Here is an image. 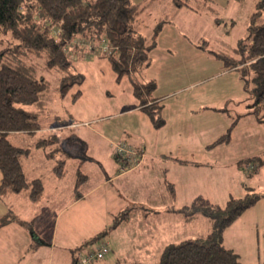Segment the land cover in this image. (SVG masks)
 <instances>
[{
    "label": "rangeland",
    "instance_id": "1",
    "mask_svg": "<svg viewBox=\"0 0 264 264\" xmlns=\"http://www.w3.org/2000/svg\"><path fill=\"white\" fill-rule=\"evenodd\" d=\"M133 1L141 2L144 9L142 13L130 21V24L134 27L137 23L138 27L140 26V32L148 36L149 43L155 41V45L150 50L148 61L137 71L121 75L111 58L100 54V51L109 50V47L104 46V42L95 44L96 49L93 51L85 41H80L86 46L83 50L72 49L73 47L69 45L68 53L73 60L71 70L79 74L80 77L77 78L79 79L77 82L68 87L65 94H62L61 91L64 73L56 69L45 70L43 68L41 72L44 73L49 82L47 102L44 104V109L40 108V120L43 127L35 133H15L10 136L14 144L31 148L32 154L29 158L24 159L25 171L29 178L44 175L49 179V176L53 177L54 174L53 166L60 159H64L68 162L66 167L68 174L65 182L71 184V180L75 181L77 162L74 163L73 153L66 148V138L76 135L82 139L84 144H81L82 141H77L74 145L72 144V150L84 158L82 169L90 172L89 186L97 185L100 182L102 167L99 162L102 161L105 167L109 169L113 167V163L110 167L108 166L112 160L107 149L108 139L111 136L114 139L120 136L124 124H127L125 119L137 118L145 113L134 111L125 116H119L117 112L120 107L131 108L144 104H141V99L135 94L132 78L144 83H148L147 80H150L152 85L150 96L153 98L150 103L157 102L155 96L166 94L164 99L167 105L166 116L168 117L166 129L170 127L172 121L168 111L170 104L190 103L218 106L217 110H208L209 116L206 113L201 116L204 123H206L205 119H209L213 123L216 138L227 132L232 124L235 126L239 122L241 128L234 132L236 137L232 141L218 144L214 148L218 153L219 161H213L212 164L201 168L190 166L181 168L185 171L179 172L183 178L181 184L186 182L189 185H180V191L187 201L133 202H148L147 204L150 206L165 205L166 208H178L184 204H189L191 202L188 201L190 195L197 193V195L202 194L208 197L213 202L224 204L231 196L245 195L249 189L245 187L246 184L252 187V191L260 193L261 196L252 210L247 209L249 212L244 218V221L248 223L245 237H248L249 231L251 241L256 239L262 248L254 247L250 252L246 245H240L242 246L240 247L242 253H239V256L243 264H264V243L262 240L264 231V165L258 170L247 169L246 166H241L240 169L236 168V159L240 160L247 155L244 153L264 148V143L258 140L259 134L254 129H251L253 136L246 139L247 134L245 132L249 127L243 126L244 122L248 121L247 123H249L250 119H256L253 113H249V105L254 101V97L247 89L242 72L236 68H227L224 58L218 55L223 53L227 56L240 58L238 47L241 40L246 45L249 44L247 39L249 34L248 21L250 15L256 10L257 0H189L188 2L197 11L186 5L178 6L173 0ZM163 12H166V17H163ZM260 21L263 22V18ZM4 34L0 42V51L6 53L7 57L3 61L13 60L12 47L17 42L9 33ZM25 59L32 62L36 60L37 64L43 66L42 58L25 57ZM71 81L72 79H70ZM253 86L254 83L251 81L250 88ZM78 90H81V93L76 97L75 94ZM23 106L29 110H39L37 106L32 104H23ZM150 121L154 120L150 118ZM58 123L62 125H57ZM133 123V126L137 124L136 121ZM153 123L159 126L156 121ZM208 127L202 126L201 130L203 131L201 133L203 136L207 134L204 130ZM52 131H56L59 135V141L49 140L45 146H37L38 139L47 138ZM100 132H105L109 137H105L106 135ZM260 135L263 133L260 132ZM123 136L129 137L125 134ZM56 147L60 148L54 150ZM51 151L53 152L50 153ZM86 154L89 157H86ZM169 177H173V172L170 173ZM115 184L114 181L109 185L114 189ZM105 188L106 186L101 187L96 193H101ZM8 195H0V200L14 203V198L20 197L18 194ZM25 199L32 203L28 198ZM89 200L90 198L87 201H81L64 212V216L57 222L58 226L56 224V229L53 227L54 218L60 209L50 205V197L38 206L32 203L34 209L42 215L35 222L31 220L25 222V227L30 233V243L28 237L27 244L21 245L24 248L22 259L24 257L28 259L31 255L30 252L39 249L42 251V257L48 258L50 255L51 245L44 243L40 246L38 236H32L33 231L41 233L44 236V241L47 242L51 241V236L57 230L58 238L67 239L64 242L84 236L87 238L97 234L104 228L105 224L108 223L110 226L118 215L115 210L122 208L121 203L126 205L129 202L111 201L108 204L107 201L105 204L104 201ZM107 209L111 211L108 213L109 215ZM11 210H9V216L12 213ZM80 212L81 214H79ZM70 213L74 214L75 219L70 221L69 228L64 230L63 226H66L67 219H63ZM36 214L31 211L26 216H35ZM172 214L174 218L166 220L165 223L168 225L166 233L171 238L169 242H180L188 238L194 239L199 234L194 233L196 229L200 233L208 230L207 223L210 224V222L203 214L200 216V224L193 226L184 223L180 213L173 212ZM134 218L141 219L142 217L134 215ZM245 222L242 221V227ZM251 223L255 224L250 226ZM141 224L149 225L146 221H142ZM112 230L113 228L109 229L99 239L110 240ZM67 235H69L68 238ZM17 242L20 241L17 240ZM97 243L88 245L86 248L94 247ZM57 244L60 247H56L54 262L61 264L63 251L59 242ZM161 252L162 249L157 253L128 255L127 260L128 262L139 260L143 264H158ZM118 256L116 250L111 249L104 258L95 260L94 264H113L114 261L112 260ZM69 263H71V257L67 264Z\"/></svg>",
    "mask_w": 264,
    "mask_h": 264
},
{
    "label": "trees",
    "instance_id": "2",
    "mask_svg": "<svg viewBox=\"0 0 264 264\" xmlns=\"http://www.w3.org/2000/svg\"><path fill=\"white\" fill-rule=\"evenodd\" d=\"M173 1L178 6H192L189 0ZM143 8L141 3L133 0H0V42L4 33H9L17 42L12 47L13 60L3 61L7 56L0 51L1 196L25 191L31 200L38 201L44 193L43 179L40 177L29 179L24 171L23 159L31 154V148L14 144L10 138L12 133H35L43 127L40 108L44 109L47 102L49 82L41 72L42 69H56L64 73L61 91L65 94L68 87L80 77L71 70L73 60L68 53V46L76 41L71 48L83 50L86 46L80 41H85L92 51L96 49L95 44L107 42L109 50L100 51V54L109 56L121 75L137 71L148 61L150 50L155 45V41L149 43L148 38L130 24ZM262 18L263 22L260 21ZM248 28L249 44L246 45L241 40L238 47L240 58L223 53L218 55L224 58L227 68H236L242 72L247 89L254 97V101L249 105V113H253L260 122H264V0H257L256 10L248 21ZM25 57L42 58L43 66L37 64L36 60L27 61ZM251 74L253 75L250 77ZM132 81L141 104L144 103L145 110L158 123L160 119L156 114L160 110L156 109L157 103H154L156 101L146 104L152 90L151 82H138L133 78ZM251 81L254 83L252 88ZM80 93L81 90H78L75 96ZM23 104L35 105L39 110L26 109ZM233 126L232 124L227 132L209 146L229 142ZM49 140L59 141L56 131L47 138L38 139L37 146H45ZM59 148L56 147L54 150ZM113 154L118 160L115 152ZM244 162L247 163V169L257 170L264 165V156L246 158L240 161V165ZM53 171L58 177L63 176L65 161L60 160L56 163ZM85 179L86 174L78 170L76 196L79 195ZM170 188L174 194L172 185ZM260 196V193L250 188L245 195L231 196L224 204L213 202L202 194L195 196L179 211L186 219L203 214L212 221V230L194 239L165 245L158 264H242L239 254L225 246L224 233L226 228L253 206ZM128 214L129 211L120 213L110 227L77 246L74 249L76 254L72 264L75 263L79 250L88 249L86 247L94 245L95 242L107 241L99 238L109 229L116 227L121 220L126 219ZM10 218L14 217L4 216L1 225L6 224ZM94 263L95 261L92 264ZM113 264L143 263L140 261L129 263L119 259Z\"/></svg>",
    "mask_w": 264,
    "mask_h": 264
},
{
    "label": "crops",
    "instance_id": "3",
    "mask_svg": "<svg viewBox=\"0 0 264 264\" xmlns=\"http://www.w3.org/2000/svg\"><path fill=\"white\" fill-rule=\"evenodd\" d=\"M188 7L196 10L195 8H193V6ZM162 14L163 17H166V12H163ZM134 28H136L139 32L141 31L140 26L138 27L137 23L135 24ZM140 33L143 34L142 32ZM143 35L148 38V36H146L145 34ZM149 81L147 80V82ZM155 98H157L158 102H156V109L160 110V115L158 116L159 112H157L156 114L160 119V121L157 123L159 126L154 125V121H150V118L152 117L148 114V111L145 110L143 105H136L131 108L120 107L118 109L117 112L119 116H125L128 113L134 111H141L145 113L137 118L125 119V123L127 124H124L123 131L120 136H117V139H114L113 136L108 139L107 149L109 156H111L112 158L108 166L110 167L111 163H113V167L109 169L105 167L102 161L99 162L102 167L99 179L100 182L97 185L93 187L89 186L88 182L90 181L91 175L88 170L83 171L82 169L84 158L80 157V155H78L76 151L72 150L74 143H77V141H82L79 136L74 135L72 137L66 138V148L69 149L71 153H73V157L75 158L74 163L77 162L75 181L71 180V184L65 182V178H67L68 174L66 168L68 162L64 159H60L65 161V173L63 176L58 177L54 173L53 177L49 176V179L44 175L33 177H40L44 181L45 189L40 200H31L25 191L6 194H9L8 196H11V194H18V196H20L14 198V203H12L11 201L0 200V264H55L54 256L56 257V247H60L57 244L58 242L61 245L63 251L61 264H67L70 257L71 263L69 264H72L74 259V249L93 236H88L89 238H85L84 236L75 240L73 238L72 240L64 242L67 239L64 237L58 238L57 230L54 231L53 235L51 236V241L47 242L44 241V236L41 233H39L38 231H33L32 236H38L37 239L40 241V246L44 243H49L51 245L50 255L48 258H44V256L42 257V251L41 249H39L35 252H30L31 255L29 256V258L26 259L24 257L23 260L22 251L24 248H22L21 245L23 246L25 243L27 244L28 237L30 243V233H28V230L25 227V222L29 220L35 222L39 218H41L40 216L42 214L37 212L38 210L34 209L33 204H36L38 206L41 202L48 200V197H50L51 199L50 205H53L60 209L59 213L54 218L53 227L55 229L58 226L57 222L59 221V219L64 216V212H67L76 204H79L81 201H87L88 198H90L89 201H104L105 204L107 201L108 204L111 201H129L126 205H124V203H121L120 206H122V208L115 210L118 215L124 211H129V214L126 219L121 220L120 223L113 228L111 239H106L109 243L110 250H116V253L119 255L116 259L114 258L112 260L114 262L119 259L128 261V255H137L152 252L157 253L161 249L163 250L165 245L173 243L169 242L171 238L169 234L167 235L166 233L168 231V225L165 224L166 220L174 218L172 214L173 212L180 213L182 216V221L184 223L192 226L200 224L199 221L201 220V214H196L193 218L186 219L183 213L179 211V209L187 204L179 206L178 208H166L165 205L150 206L147 204L148 202L136 203L133 201H187L185 198H183V195L180 191V185L182 186L184 184H188L186 182H183L181 184L183 178L179 174V172H185L181 168L184 169L188 166L192 168H201L203 166L212 164L213 161H219L218 153L214 150V148H216L218 144L209 146L217 139L215 136L216 134H214V126H212L213 123H211L209 119H205L206 123H204L201 117L203 113H206L207 116H209L210 113H208V110H217L218 106L211 104L204 105L190 103L170 104V108L168 109V111L171 114L172 121L170 123V127H167L166 129V124L168 122V117L166 116L167 105L166 101H164V99L166 98V94L155 96ZM147 99L148 102L146 104H152L150 103V101L153 98L151 96H148ZM161 99L163 101H160ZM250 120L251 121L249 123H247L248 121L243 123V126H248L250 129L249 132V129L245 132L247 134L246 139H250V136H253L251 133V129H254L255 132L259 134L258 140L264 143V122H260L257 117L256 119ZM133 121H136L137 123L135 126L132 125L134 124ZM57 125L61 126L62 124L58 123ZM57 125L56 127H58ZM203 125L209 126L204 130L207 133L205 136H203V134L201 133L203 131L201 130ZM240 126L241 125L239 124V122H237V124L233 127L232 137L230 141H232L234 137H236V133L234 132L238 130V128H241ZM53 132L54 131H52V133ZM260 132L263 133V135H260ZM100 133L106 135L105 132ZM123 134L129 135V137L123 136ZM105 137L109 136L106 135ZM120 140H125L132 146L143 151V156L140 164L128 171L121 170L122 162L113 157L114 143ZM244 154L247 155L240 160L236 159V168L240 169L241 166H247V163L245 162L244 164L240 165V161L246 158H250L253 156H264V148L253 152L249 151V153ZM30 155L25 158H29ZM85 156L89 157L87 156V154ZM24 159L23 165L25 171ZM94 159L96 160V158ZM181 159L187 161H182ZM78 170H81L84 174H86V179L80 187L79 195L76 196L75 186ZM171 172H173V177H169ZM25 174L28 177L26 171ZM1 178L2 173L0 171V183ZM114 181L116 182V184L114 185L115 187L113 189V187H111L109 184H112ZM169 184L172 185L175 191L174 194H172ZM103 186H106V188L103 189L101 193H96ZM245 187L252 189V187L247 186L246 184ZM195 196H197V193L191 194L188 201H191ZM25 198H28L33 204L29 201H26ZM254 206L255 205L248 208V210H252ZM108 209L106 210L107 214L111 213V211ZM9 210L12 211L10 217L14 218H10L11 220H9L6 224L1 225V219L9 214ZM248 210H246L238 219H236L230 226H228L224 233L223 242L225 246L233 249L238 254L242 253V250L240 249V247L242 246L240 245H246L247 250H250V252H252V249L254 247L262 248L260 242L256 241V239L255 241H251L249 231L248 237H245V235L247 234L245 230L248 226V223L244 221V218L246 214H248ZM31 211L37 214L35 216H26ZM79 214H81V212ZM134 215H139L142 218L135 219ZM65 219H67V224L66 226H63V228L64 230H67L69 228L70 221H73L75 219V216L73 213H70L63 220ZM207 219L210 222V224L207 223V232L200 233L198 232L199 230L196 229L194 233H199L197 237L207 234L212 230L213 223L209 218ZM142 221H146V223H149V225H142ZM242 221L245 222L243 224V227ZM254 224L255 223H251L249 225L251 226ZM108 225V223L105 224L103 229L111 226ZM103 229H101L100 231H102ZM68 237L69 235H67V238ZM17 240H19L20 242H17ZM262 240L264 243V231L262 234ZM20 259H22L23 262ZM135 261L139 260H132V263Z\"/></svg>",
    "mask_w": 264,
    "mask_h": 264
},
{
    "label": "built area",
    "instance_id": "4",
    "mask_svg": "<svg viewBox=\"0 0 264 264\" xmlns=\"http://www.w3.org/2000/svg\"><path fill=\"white\" fill-rule=\"evenodd\" d=\"M76 41L70 43V46H74ZM79 42V41H78ZM105 47H108V43H104ZM114 152L116 156L122 162L121 170L128 171L137 167L142 159L143 152L140 149L135 148L126 141H117L114 143ZM110 251V246L107 241H102L96 244L94 247L88 249H82L77 252L76 261L74 264H92L95 260L102 259Z\"/></svg>",
    "mask_w": 264,
    "mask_h": 264
}]
</instances>
